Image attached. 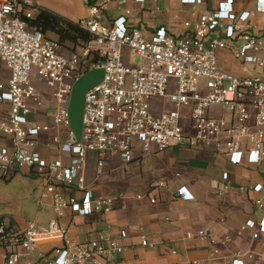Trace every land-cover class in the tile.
Returning <instances> with one entry per match:
<instances>
[{"label": "built area", "instance_id": "built-area-1", "mask_svg": "<svg viewBox=\"0 0 264 264\" xmlns=\"http://www.w3.org/2000/svg\"><path fill=\"white\" fill-rule=\"evenodd\" d=\"M159 1L83 0L87 15L78 23L91 39L72 48L29 29L23 16L33 18L39 10L32 0H0V62L8 71L7 78L0 74V177L28 168L43 182L40 201L49 199L56 214L46 225L28 221L23 229L0 218L3 264H111L124 252L108 237L77 243L59 221L67 210L90 216L115 207L113 197L89 188L90 154L98 155V174L108 156L133 162L138 146L143 153L173 146L211 149L235 166L246 155L253 164L264 159V35L250 31L254 12L238 11L235 0H179L191 8L192 19L180 21L177 32L166 24L150 27L146 18L159 13ZM255 11L264 14V0H256ZM220 49L254 68H245L246 74L221 70ZM126 50L138 65L126 61ZM93 69H103L104 78L86 93L79 140L68 107L74 83ZM52 100L50 115L46 101ZM178 191L194 199L186 187ZM246 228L255 230L256 239L264 235V216L248 220ZM127 234L122 230L120 237ZM206 236L205 230L187 233L189 239ZM45 241L61 245L35 260ZM142 244L152 246L146 237Z\"/></svg>", "mask_w": 264, "mask_h": 264}, {"label": "crops", "instance_id": "crops-1", "mask_svg": "<svg viewBox=\"0 0 264 264\" xmlns=\"http://www.w3.org/2000/svg\"><path fill=\"white\" fill-rule=\"evenodd\" d=\"M32 1L75 22L87 15L83 0ZM168 1L182 15L176 16L178 22L166 25L182 31L178 24L192 19L191 8L182 6L179 0ZM235 2L238 11L254 12L250 31L264 35V14L255 11L256 0ZM203 9L204 6L198 7L199 11ZM0 74L8 77L1 62ZM38 87L47 91L44 85ZM46 103L52 105V110L56 107L54 100ZM97 163L98 155L90 154L85 170L88 185L96 196L115 199L113 211L82 216L67 210L59 221L69 227L71 238L77 243L102 237L118 240L125 250L111 264H232L234 259L244 264H264V235L256 239L254 229H242L248 220L259 222L264 216V159L253 164L246 155L243 164L235 166L211 149L173 146L143 153L138 146L135 160L129 164L108 156L103 173L98 174ZM224 172L229 173L228 180L223 179ZM14 178L23 179L19 187L25 193L5 192L0 196V218L16 229L25 228L28 221L46 225L56 218L51 201H40L44 190L40 178L28 168L19 169L7 179L0 177L7 181ZM159 183L164 185L158 186ZM257 184L263 185L259 192L253 190ZM180 187H186L194 199L181 197ZM61 191L69 193L66 189ZM122 230L127 231L126 238L120 237ZM199 230H205L207 236L187 238L189 231ZM143 237L151 247L142 244ZM60 245V241L41 242L33 258L37 260ZM4 254L5 248L0 246V264L5 261Z\"/></svg>", "mask_w": 264, "mask_h": 264}, {"label": "rangeland", "instance_id": "rangeland-1", "mask_svg": "<svg viewBox=\"0 0 264 264\" xmlns=\"http://www.w3.org/2000/svg\"><path fill=\"white\" fill-rule=\"evenodd\" d=\"M71 4V3H70ZM158 7H159V13L158 14H154V13H149L148 17L146 19H148L149 21V25L151 28H157L161 25L167 24L169 22L173 23V22H178L177 21V17L176 15H182V11L180 12L179 9H176V7L173 6L172 3H170L168 0H160L158 2ZM153 7L156 6V3L152 4ZM186 12V11H183ZM186 18L188 17V14H185ZM52 39H56V37L53 36L52 33L49 34ZM68 54V53H67ZM69 55V54H68ZM217 56H218V66L221 70L226 71V72H230V73H234V74H246L245 73V68L248 69H253V65L251 64H245L239 60H237L234 55L233 52L231 50L228 49H220L217 52ZM124 57L126 59V61L138 65L139 64V59L136 56H133L131 54V52L129 50H126L124 52ZM169 107H171V105H169ZM55 107H53L50 109V115H53L55 112ZM0 196H2L5 192L6 193H13L16 195V193H25V191L22 190L20 186L21 183H19L21 180V178H14L11 181H7L5 179H0ZM22 190V191H21ZM18 200V198L16 199ZM16 205H14L15 207Z\"/></svg>", "mask_w": 264, "mask_h": 264}, {"label": "trees", "instance_id": "trees-1", "mask_svg": "<svg viewBox=\"0 0 264 264\" xmlns=\"http://www.w3.org/2000/svg\"><path fill=\"white\" fill-rule=\"evenodd\" d=\"M26 20L30 30L40 35L51 38L52 33L61 43H68L72 48L84 45L91 39V34L80 27L78 22L69 20L47 8H40L33 18Z\"/></svg>", "mask_w": 264, "mask_h": 264}, {"label": "water", "instance_id": "water-1", "mask_svg": "<svg viewBox=\"0 0 264 264\" xmlns=\"http://www.w3.org/2000/svg\"><path fill=\"white\" fill-rule=\"evenodd\" d=\"M104 78L103 69H93L83 74L73 85L68 107L70 128L80 140L83 130V114L86 93Z\"/></svg>", "mask_w": 264, "mask_h": 264}]
</instances>
